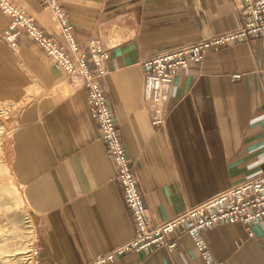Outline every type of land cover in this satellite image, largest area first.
<instances>
[{
	"label": "crops",
	"instance_id": "obj_1",
	"mask_svg": "<svg viewBox=\"0 0 264 264\" xmlns=\"http://www.w3.org/2000/svg\"><path fill=\"white\" fill-rule=\"evenodd\" d=\"M12 1L74 56L52 10L40 0ZM61 6L81 50L93 39L110 50L108 74L98 83L156 223L264 171V35L211 50L181 71L163 127L153 125L143 94L142 61L241 25L231 0H62ZM11 22L0 9V102H24L7 164L35 228L37 263L90 264L136 236L118 167L87 90L73 86L26 32L14 51L2 39ZM203 239L207 259L191 235L178 231L170 236L171 252H130L111 264H264V220L220 224Z\"/></svg>",
	"mask_w": 264,
	"mask_h": 264
},
{
	"label": "built area",
	"instance_id": "obj_2",
	"mask_svg": "<svg viewBox=\"0 0 264 264\" xmlns=\"http://www.w3.org/2000/svg\"><path fill=\"white\" fill-rule=\"evenodd\" d=\"M61 1L40 0L44 9L52 10L56 14L62 34L68 41L74 56L59 46L54 38L48 37L38 26L35 17L12 0H0V9L12 18L10 29L2 36V39L14 51H17L18 40L22 32H26L66 73L67 78L73 84L87 90L91 113L99 123L101 137L117 164L118 179L137 226L136 236L128 244L111 253L99 256L90 264H111L130 252H154L160 249L171 252L175 249L176 243L170 240V236L178 231L191 235L197 248L207 259L209 251L203 239L204 231L220 224L240 223L249 227L264 220L263 171L187 209L171 220L162 223L155 222L144 201L140 183L123 143L115 114L104 89L98 83V78L108 74L107 63L110 50L99 39L91 40L88 50H81L73 34L74 27L63 10ZM231 1L241 19V25L238 28L142 61L143 94L154 126L163 127L167 123L168 104L175 79L181 71L192 64L202 62L211 50L264 35V0ZM236 78L239 79L240 76Z\"/></svg>",
	"mask_w": 264,
	"mask_h": 264
},
{
	"label": "rangeland",
	"instance_id": "obj_3",
	"mask_svg": "<svg viewBox=\"0 0 264 264\" xmlns=\"http://www.w3.org/2000/svg\"><path fill=\"white\" fill-rule=\"evenodd\" d=\"M23 106L24 102H0V264H38L35 228L23 191L7 164L15 121Z\"/></svg>",
	"mask_w": 264,
	"mask_h": 264
},
{
	"label": "bare ground",
	"instance_id": "obj_4",
	"mask_svg": "<svg viewBox=\"0 0 264 264\" xmlns=\"http://www.w3.org/2000/svg\"><path fill=\"white\" fill-rule=\"evenodd\" d=\"M72 85L74 86V84H72ZM2 180H3V178L0 177V181H1V182H3ZM4 180H6V179L4 178ZM35 254H36V251H35Z\"/></svg>",
	"mask_w": 264,
	"mask_h": 264
}]
</instances>
